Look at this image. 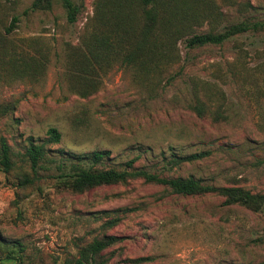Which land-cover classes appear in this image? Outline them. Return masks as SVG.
I'll use <instances>...</instances> for the list:
<instances>
[{
    "label": "rangeland",
    "instance_id": "374dc122",
    "mask_svg": "<svg viewBox=\"0 0 264 264\" xmlns=\"http://www.w3.org/2000/svg\"><path fill=\"white\" fill-rule=\"evenodd\" d=\"M250 1L255 10L243 16L232 9L219 32L245 19L264 23V0ZM32 2L0 0V111L9 108L0 115V138L16 152L29 139L44 143L55 128L61 142L47 148L58 163L68 153L110 151L111 166L134 160L136 168L163 177L264 194V30L196 49L180 42L182 72L174 66L155 84L116 65L98 93L82 98L70 89L67 67L96 16V1L84 0L73 25L59 5L26 15ZM197 100L206 106L204 117L192 109ZM201 153L207 156L200 161L173 162ZM52 165L29 188L0 172V258L13 252L34 264H59L118 216L105 233L123 240L107 251L108 264L264 261V207L258 213L226 207L217 195L183 197L143 180L74 195L59 186Z\"/></svg>",
    "mask_w": 264,
    "mask_h": 264
},
{
    "label": "trees",
    "instance_id": "16d2710c",
    "mask_svg": "<svg viewBox=\"0 0 264 264\" xmlns=\"http://www.w3.org/2000/svg\"><path fill=\"white\" fill-rule=\"evenodd\" d=\"M77 1L79 4L75 0H33L25 14L50 12L59 5L65 10L68 23L73 25L84 8V0ZM95 1L96 16L86 28L82 47L74 49L70 54L67 67L70 89L82 98L98 93L108 71L116 65L131 68L137 76L155 84L160 82L162 76L171 74L170 70L174 66H179V73L182 72L180 42L185 41L189 49H196L210 44L222 45L238 35L264 30V23L245 19L219 32L220 24L227 22L228 13L232 9L236 8L235 11L243 16L250 13V10H255L250 0ZM18 22L19 19L15 18L12 28ZM206 25L210 26L209 32H196ZM6 109L1 110L0 115L6 113ZM192 109L199 117H204L208 112L200 100H197ZM61 139L59 130L52 128L47 132L44 143L38 144L29 139L23 151L16 152L8 140L1 137L0 172L13 177L16 175L19 187L29 188L38 184L42 172L50 171L52 164H55L59 173L54 178L61 188L74 195L143 180L147 184L163 186L183 197L217 195L224 198L223 204L226 207L240 206L254 213L260 212L264 207V194L253 193L243 187H216L195 177H163L136 168L134 160L123 167L108 165L107 161H111L110 151H95L88 155L68 153V157L62 158L58 163L49 158L47 146L59 144ZM60 152L64 153L63 150ZM206 156L205 153L194 154L174 159L173 162H196ZM25 167L27 168L24 170ZM113 213L117 211L114 210ZM113 213L103 211L101 214L110 216ZM120 220L118 216L108 219L101 227L107 232L117 226ZM105 232L90 241L76 243L77 253L67 256L59 264H108L113 255L107 251L123 239ZM26 260L23 255L8 252L0 258V264H34ZM147 261L149 259L142 258L133 263L142 264ZM258 264H264V261Z\"/></svg>",
    "mask_w": 264,
    "mask_h": 264
}]
</instances>
